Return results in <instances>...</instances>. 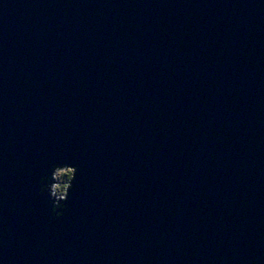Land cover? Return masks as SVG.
<instances>
[{
    "label": "water",
    "instance_id": "95a60500",
    "mask_svg": "<svg viewBox=\"0 0 264 264\" xmlns=\"http://www.w3.org/2000/svg\"><path fill=\"white\" fill-rule=\"evenodd\" d=\"M0 264H264V0H0Z\"/></svg>",
    "mask_w": 264,
    "mask_h": 264
},
{
    "label": "clouds",
    "instance_id": "9594fccd",
    "mask_svg": "<svg viewBox=\"0 0 264 264\" xmlns=\"http://www.w3.org/2000/svg\"><path fill=\"white\" fill-rule=\"evenodd\" d=\"M50 175L39 178L38 195L46 196L49 200L51 214L60 217L67 209L70 190L74 187V180L79 172V165L68 163H52L49 167Z\"/></svg>",
    "mask_w": 264,
    "mask_h": 264
}]
</instances>
